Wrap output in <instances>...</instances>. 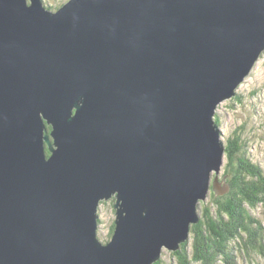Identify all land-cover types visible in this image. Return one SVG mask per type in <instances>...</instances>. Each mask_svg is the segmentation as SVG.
<instances>
[{
  "label": "water",
  "instance_id": "water-1",
  "mask_svg": "<svg viewBox=\"0 0 264 264\" xmlns=\"http://www.w3.org/2000/svg\"><path fill=\"white\" fill-rule=\"evenodd\" d=\"M263 51L264 0H0V264L178 250L228 189L216 108Z\"/></svg>",
  "mask_w": 264,
  "mask_h": 264
},
{
  "label": "trees",
  "instance_id": "trees-1",
  "mask_svg": "<svg viewBox=\"0 0 264 264\" xmlns=\"http://www.w3.org/2000/svg\"><path fill=\"white\" fill-rule=\"evenodd\" d=\"M234 98L241 100V92L230 100ZM245 126L236 127L225 140L222 170L228 189L219 194L211 191L202 202L189 238L178 250H170L176 264H239V259L244 261L253 253L264 256V167L251 154ZM113 229L114 223L111 234ZM153 264L168 263L160 257Z\"/></svg>",
  "mask_w": 264,
  "mask_h": 264
},
{
  "label": "rangeland",
  "instance_id": "rangeland-1",
  "mask_svg": "<svg viewBox=\"0 0 264 264\" xmlns=\"http://www.w3.org/2000/svg\"><path fill=\"white\" fill-rule=\"evenodd\" d=\"M65 1L67 0H44L45 4L51 5L54 9ZM237 92H241V100L226 99L216 108L215 113L216 115L219 113L217 119L223 132V141L225 142L236 127L246 124L245 132L250 138L251 154L264 167V51L252 71L238 86ZM231 131L232 133H230ZM217 182L220 188L224 187L222 169L218 174ZM113 202L114 199H108L99 205L97 238L102 243H106L112 237L110 229L115 219ZM160 257L168 264H176V260L170 255V250L164 249ZM239 264H264V256L260 253H253L251 256H247L244 261L239 259Z\"/></svg>",
  "mask_w": 264,
  "mask_h": 264
},
{
  "label": "flooded vegetation",
  "instance_id": "flooded-vegetation-1",
  "mask_svg": "<svg viewBox=\"0 0 264 264\" xmlns=\"http://www.w3.org/2000/svg\"><path fill=\"white\" fill-rule=\"evenodd\" d=\"M110 199H111V200L114 199V195H113ZM110 199H109V200H110Z\"/></svg>",
  "mask_w": 264,
  "mask_h": 264
},
{
  "label": "clouds",
  "instance_id": "clouds-1",
  "mask_svg": "<svg viewBox=\"0 0 264 264\" xmlns=\"http://www.w3.org/2000/svg\"><path fill=\"white\" fill-rule=\"evenodd\" d=\"M237 91V90H236Z\"/></svg>",
  "mask_w": 264,
  "mask_h": 264
}]
</instances>
